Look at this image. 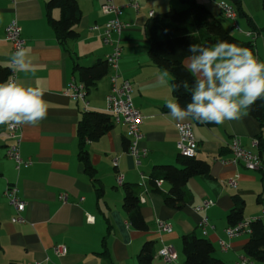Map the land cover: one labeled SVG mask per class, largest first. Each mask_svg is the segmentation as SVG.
Masks as SVG:
<instances>
[{
  "label": "crops",
  "instance_id": "obj_1",
  "mask_svg": "<svg viewBox=\"0 0 264 264\" xmlns=\"http://www.w3.org/2000/svg\"><path fill=\"white\" fill-rule=\"evenodd\" d=\"M47 1L0 0V65L12 69L7 63L11 44L5 37V27L16 18L25 40L24 49L36 71H14V80L43 89L48 106L47 117L38 126H20V155L32 160L27 167L16 170L14 162L6 157L5 148L11 141L6 138L7 125H0V264H138L137 255L147 241L154 242L152 264H183L181 237L191 234L209 240L214 255L225 264L243 259L248 264H262L244 252L248 233L231 239L224 233L235 196L244 202V219L263 216L264 154L259 169L220 161L231 158L228 145L234 136L244 149L253 152L258 149L252 147V140L261 137L264 148V124L250 114L212 127L187 120L192 122L197 143L195 156L207 161L210 171L209 176L196 175L188 180L186 186L192 197L182 208L166 205L160 193L148 188V176L154 166L176 164L175 124L179 122L171 118L165 106L173 96L170 74L160 79L165 71L151 59L144 27L150 12L155 17L171 8L181 9L184 5L180 0H136L137 9L126 6L127 0H113L122 6L120 19L127 24L121 33L119 81L125 78L132 85V103L143 116L139 145L145 154L136 163L127 153L126 124L113 123L103 136L86 145L93 173L78 156L77 122L85 109L105 112L109 74L86 92V107L82 101L65 95L64 88L71 80L79 82L74 70L76 63L91 65L110 52L100 33L91 29L94 25L102 27L107 19L101 12L105 0H76L81 11L76 25L78 36L65 42L56 37L48 22ZM196 1L221 21L225 18L218 3L233 4L231 0ZM239 2L242 13L237 12L232 22L222 23L241 42L250 43L245 48L264 61V0ZM51 14L58 18L59 10L53 9ZM117 175L123 176V185L116 183ZM235 177L237 186L231 188L227 181ZM8 184L15 185L18 196L26 201L23 222L11 221L15 212L3 195ZM124 184L142 187L139 201L145 230L136 229L127 218ZM160 189L167 192L169 184L161 182ZM60 193H66V202L59 199ZM204 201H211L212 205L196 210ZM87 215L93 221H87ZM202 218L207 220L205 226L199 225ZM157 219L169 222L171 230L159 231ZM220 239L229 243L226 251L220 249ZM59 244L67 248L62 257L53 252ZM165 246L174 255L168 263L158 256Z\"/></svg>",
  "mask_w": 264,
  "mask_h": 264
},
{
  "label": "trees",
  "instance_id": "obj_2",
  "mask_svg": "<svg viewBox=\"0 0 264 264\" xmlns=\"http://www.w3.org/2000/svg\"><path fill=\"white\" fill-rule=\"evenodd\" d=\"M231 1L235 12L242 13L239 0ZM180 2L184 5L183 8L179 10L171 8L162 15L150 17L145 23L144 31L149 41V54L154 64L170 74L171 87L173 84L181 86L172 94L180 98L183 106L190 100V94L185 91L184 86L191 89L194 83V76L185 69L183 64V60L191 55L188 51L190 45L207 46L219 40H227L240 47L250 46V43L241 42L203 4L196 0H180ZM53 9L59 10L58 18L52 17ZM45 11L50 26L61 42L78 36L76 25L80 20L81 11L76 0H48ZM74 70L86 92L109 74V66L105 58L98 59L91 65L76 63ZM10 74V68L0 65V82L8 80ZM248 114L263 125L264 101L258 100L248 110ZM112 125L110 115L106 112L86 109L77 122L78 156L91 173L94 169L88 163L86 145L88 142L98 140ZM206 125L212 127L215 124ZM258 142V153L263 160L264 148L261 137H258ZM209 171L210 166L207 161L198 159L196 156H184L178 153L176 164L156 165L152 168L148 176V188L152 192L160 193L166 205L180 209L192 197L186 186L188 180L196 175L209 176ZM161 182L169 184L167 192L160 189ZM141 193L142 187L138 184H124L123 206L130 224L136 229L145 230L147 226L140 214ZM233 201V206L226 217L228 226L244 220L243 200L235 196ZM249 229L244 252L249 258L264 264V220L260 217L252 218L249 221ZM181 250L184 257L183 264H225L214 255L213 244L204 237L193 234L182 235ZM153 257L154 242L147 241L137 255L138 264H152Z\"/></svg>",
  "mask_w": 264,
  "mask_h": 264
},
{
  "label": "clouds",
  "instance_id": "obj_3",
  "mask_svg": "<svg viewBox=\"0 0 264 264\" xmlns=\"http://www.w3.org/2000/svg\"><path fill=\"white\" fill-rule=\"evenodd\" d=\"M188 51L191 55L183 64L194 76V83L191 89L184 86L190 100L183 106L179 97L170 95L166 100L173 120L222 125L242 119L258 100L264 101V61L248 48L219 40L207 46L192 44ZM7 63L16 72L36 71L24 48L11 53ZM167 76L165 71L160 79ZM180 87L173 84L171 92ZM44 95L40 87L26 86L12 78L0 82V125L38 126L48 113Z\"/></svg>",
  "mask_w": 264,
  "mask_h": 264
},
{
  "label": "built area",
  "instance_id": "obj_4",
  "mask_svg": "<svg viewBox=\"0 0 264 264\" xmlns=\"http://www.w3.org/2000/svg\"><path fill=\"white\" fill-rule=\"evenodd\" d=\"M14 1V0H11ZM126 6L132 7L134 9L138 8V3L136 0H127ZM218 7L223 17L227 20L233 21L236 12L232 4L225 1H220ZM101 12L103 15L107 16V19L102 27L94 25L91 27L92 30L100 33L101 41L103 45L110 47V52L106 55L105 59L109 66V82H110V92L105 97V112L110 115L113 123L123 122L126 124V138L128 140L127 153L134 159L136 163H139L140 156L145 154V149H142L139 145L141 139L140 124L142 122L143 116L136 109L132 103L131 91L132 85L128 79H121L119 81V71H118V61L121 57V33L122 30L127 26L120 16L122 14V6L116 5L113 0H105L101 5ZM149 16H153V12L149 13ZM233 27L237 28L236 24L233 23ZM5 37L11 44V53L15 52L19 48H24L25 40L21 36V28L16 20L13 18L5 27ZM14 71L11 69L10 78L14 80ZM64 94L75 99L80 100L84 103L85 107L87 102H85L86 90L81 82H76L71 80L68 82L64 88ZM177 131V142L176 149L179 154L184 156H195L197 151V143L193 133L192 122L184 121L175 124ZM6 138L11 141V143L6 145L5 155L7 158L14 162L15 169L19 170L21 167H27L32 164L30 158H22L19 151L20 144V126L10 127L7 125V135ZM231 158L221 159L222 163H232V164H242L248 169H259L263 166L262 157L259 153L244 149L241 145V141L238 137H232L228 145ZM252 147L258 149L259 142L258 139L254 138L252 140ZM113 165H117V160H113ZM116 183L118 185L123 184V176L117 175ZM227 185L231 188L237 186V180L231 178L227 181ZM4 197L7 199L8 203L14 209V216L12 217V222H23V212L26 207V201L18 196V189L13 184H8L4 191ZM59 199L62 202H66V193H60ZM212 205L211 201H204V203L197 207L196 210H202ZM264 219V209H263ZM87 221H93V217L87 215ZM251 219H244L235 225L227 226L224 229V233L228 239L236 237L243 233H249V221ZM157 228L162 232H169L171 230V224L169 222L163 221L161 219L156 220ZM207 224L206 218H202L199 222L200 226H205ZM219 247L221 250L226 251L230 245L225 240H218ZM53 252L57 257H62L66 255L67 248L64 244L55 245L53 247ZM163 261L171 262L174 260V255L169 246L163 247L158 252ZM236 264H248L247 260L243 259L236 262Z\"/></svg>",
  "mask_w": 264,
  "mask_h": 264
},
{
  "label": "rangeland",
  "instance_id": "obj_5",
  "mask_svg": "<svg viewBox=\"0 0 264 264\" xmlns=\"http://www.w3.org/2000/svg\"><path fill=\"white\" fill-rule=\"evenodd\" d=\"M179 10V9H178ZM217 11V10H216ZM222 21H224L226 24L228 23V22H232L231 20H225V19H222Z\"/></svg>",
  "mask_w": 264,
  "mask_h": 264
}]
</instances>
